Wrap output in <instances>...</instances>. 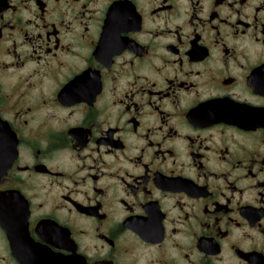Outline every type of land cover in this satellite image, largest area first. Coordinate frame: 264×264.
Instances as JSON below:
<instances>
[{"label":"flooded vegetation","instance_id":"1","mask_svg":"<svg viewBox=\"0 0 264 264\" xmlns=\"http://www.w3.org/2000/svg\"><path fill=\"white\" fill-rule=\"evenodd\" d=\"M0 264H264V0H0Z\"/></svg>","mask_w":264,"mask_h":264}]
</instances>
